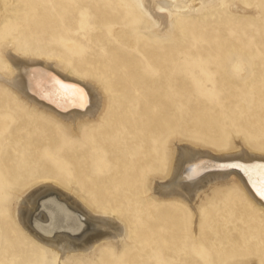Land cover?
<instances>
[{
	"label": "rangeland",
	"instance_id": "rangeland-1",
	"mask_svg": "<svg viewBox=\"0 0 264 264\" xmlns=\"http://www.w3.org/2000/svg\"><path fill=\"white\" fill-rule=\"evenodd\" d=\"M115 11L148 19L136 0H0V66L7 64L6 51L25 55L32 49L59 60H76L93 50L101 56L100 50H108L105 38L111 39L112 35H107L98 20L103 12L108 15ZM170 13L172 26L166 34L170 125L182 135L180 141L186 142L189 136L222 146L231 137H240L264 151V0H201L190 12L174 9ZM33 23L40 27L29 32ZM148 31L139 30L135 37L138 43L133 47L125 40L120 44L133 50L140 46L137 52L141 56L154 49L159 58L160 39L147 36ZM146 42L154 47L141 48ZM25 107L0 83V114L11 112L9 124L25 118L6 140L10 149L5 157L10 169L22 170L21 181L31 185L30 190L43 183H56L66 190L70 188L72 197L93 200L105 214L124 219L119 246L106 240L94 247V254H76L75 261L63 262L168 264L166 245L171 228L166 231L164 220L153 219L166 203L143 192V178L118 175L116 163L120 159L112 153L111 141L91 140L86 122L80 136H66L61 119L43 112L31 113ZM129 145L137 152L131 159L125 158L132 166L157 153L155 147L146 152V140ZM134 183L132 188L125 185ZM9 196L2 200L8 210L15 204ZM221 198L209 197L195 214L189 206L175 204L176 220L184 225L179 234L192 239L196 233H203L202 229L194 233L196 227H215L200 218L209 213L241 219L243 213L240 211L238 216V210L232 209L237 197L223 204ZM223 209L229 212L220 213ZM245 213L247 229L227 234L240 250L225 264H241L244 258L252 264H264V211ZM15 222L10 228L21 251L11 264H56L57 259L46 253L49 245L36 241ZM4 233L0 228V249L9 237Z\"/></svg>",
	"mask_w": 264,
	"mask_h": 264
},
{
	"label": "bare ground",
	"instance_id": "bare-ground-1",
	"mask_svg": "<svg viewBox=\"0 0 264 264\" xmlns=\"http://www.w3.org/2000/svg\"><path fill=\"white\" fill-rule=\"evenodd\" d=\"M200 1L136 0L148 19L127 12H103L99 26L112 38H105L108 50H100L101 56L93 50L76 60H59L32 49L25 55L6 51L7 64L0 66V83L28 111L61 119L66 136H80L82 124L88 123L91 140L111 141L112 153L120 159L116 163L118 175L143 178V192L166 203L153 219L164 220L166 231L171 228L166 245L168 264L229 262L240 249L227 234L247 229L248 221L243 220L248 215L246 211H264V196L257 179L264 166V151L240 137H231L222 146L189 136L181 142L182 135L170 125L166 36L172 26L170 12H190ZM33 24L29 32L40 27ZM141 28H149L146 35L160 39L159 58L154 49L141 56L137 52L140 46L133 50L120 44L125 40L129 47L135 46ZM66 45L72 49L71 43ZM151 47L154 45L150 42L141 46ZM11 118V112L0 114V139L5 141L0 143V228L9 236L0 249V264H11L21 251L12 236L15 231L10 228L16 220L36 241L49 245L46 253L57 259L56 264H65L63 259L75 261L76 254L88 257L96 252V245L106 240L119 246L124 219L105 214L93 200L72 197L70 188L66 190L56 183H43L30 190L32 186L21 181L22 170L10 169L5 157L10 149L6 140L25 119L9 124ZM143 140L149 141L146 152L155 147L157 153L132 166L125 158L131 159L137 152L129 143ZM125 185L132 188L135 183ZM5 190L9 192H2ZM8 195L15 200L9 210L2 202ZM212 196H222V204L237 197L232 209L238 210V216L241 211L242 218L209 213L200 218L215 227H196L194 233L203 230L193 236L196 239L179 234L184 225L176 220V205H187L195 214L199 205ZM229 209L220 213L226 214ZM241 264L252 263L244 258Z\"/></svg>",
	"mask_w": 264,
	"mask_h": 264
},
{
	"label": "snow or ice",
	"instance_id": "snow-or-ice-1",
	"mask_svg": "<svg viewBox=\"0 0 264 264\" xmlns=\"http://www.w3.org/2000/svg\"><path fill=\"white\" fill-rule=\"evenodd\" d=\"M57 83H59V82H57ZM61 87H66V86L61 85ZM261 167H262V171H261V173L257 179L259 180V185L261 188V194H262V196H264V166H261ZM249 178L251 180V176ZM253 182H255V181H253Z\"/></svg>",
	"mask_w": 264,
	"mask_h": 264
}]
</instances>
